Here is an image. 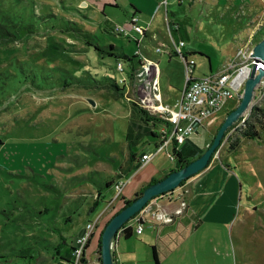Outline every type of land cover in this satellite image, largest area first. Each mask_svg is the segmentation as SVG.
<instances>
[{
    "label": "rangeland",
    "instance_id": "rangeland-1",
    "mask_svg": "<svg viewBox=\"0 0 264 264\" xmlns=\"http://www.w3.org/2000/svg\"><path fill=\"white\" fill-rule=\"evenodd\" d=\"M111 1L0 0V20L7 24L2 14L30 17L33 11L42 15L34 18L35 33L23 30L21 36L0 41V73L17 71L24 79L20 66L24 63V70L31 76L28 83H18L6 95H0V264H50L51 260L43 262L42 257L52 255L60 240L57 228L63 235L73 231L59 221L62 213L73 210L79 201L88 210L92 208V199L86 202L90 194L85 188L92 183L85 177L112 173L114 163L135 154L129 135L135 137L151 127L135 107L148 110L141 97L147 94L154 71L143 79L138 74L142 64L131 71L126 59L102 55L94 45L113 43L119 55L129 56L144 55L146 47L161 61L160 89L166 102L169 89L172 99L187 77L181 55L157 51L164 42L166 49L173 47L171 34L177 41L184 38V50H196L189 55V59L196 60L194 75L209 72L210 67L214 71L223 69L237 54L236 41L239 48L252 49L264 37V0H170L169 17L162 0ZM135 6L140 8L139 23L148 28L144 35L130 22ZM50 12L54 14H45ZM174 22L180 24L179 29ZM116 25L131 27V34L115 31ZM75 28L92 35L87 37ZM135 37L141 39L140 46ZM139 48L141 54L137 53ZM119 59L130 75L117 70ZM133 60L137 62V56ZM123 75L126 81L122 83ZM110 77L120 82L122 97L113 94ZM263 90L264 78L251 107L258 101L262 103ZM240 100L227 102L204 119L200 130L208 144L204 142L194 156L208 148L225 116ZM249 110L241 117L246 119ZM244 118L226 131L218 150L221 155L216 153L194 177L202 173L215 176L229 171L226 163L232 166L230 171L239 189L234 228L243 239L247 263L264 264V131H260L259 140H243L233 152L227 149L229 137L241 135ZM186 145L189 146L179 145L178 150L183 151ZM159 156L151 168L176 165L165 151ZM146 170L134 173L138 175L133 176L129 188L138 186ZM116 190L112 188L110 193H118ZM83 191L84 195H80ZM104 208V203L99 205L92 220L100 217ZM109 209L111 206L104 212ZM238 258L241 259L240 250Z\"/></svg>",
    "mask_w": 264,
    "mask_h": 264
},
{
    "label": "crops",
    "instance_id": "crops-1",
    "mask_svg": "<svg viewBox=\"0 0 264 264\" xmlns=\"http://www.w3.org/2000/svg\"><path fill=\"white\" fill-rule=\"evenodd\" d=\"M136 7L140 10L139 6ZM153 17L154 15L152 18ZM148 32L151 33L152 31ZM236 47L238 50L239 47L237 41ZM147 50L148 49L145 47L143 50L144 55L152 60L158 61L160 68L161 61L159 59L157 60L156 57ZM185 52L190 55L196 52V50L189 47L186 48ZM231 57L233 56H230V58ZM210 72L217 71L212 70L210 67V71L203 74ZM203 74H198L196 76H201ZM183 87H181L177 93L172 94L175 95L172 99L169 97L170 89L168 88V94L165 96L166 103H175L177 99H179ZM138 115L140 114L138 113ZM150 123L151 127L149 130L153 132L157 130L159 132L164 127V125H162V127H155L152 122ZM202 127L203 125L198 127L197 131L185 141V143L189 144L191 148L186 145L183 151L180 149L184 157L194 156L195 153L199 151V147H203V143H206L203 132L200 130ZM158 140L159 138L156 136H152L151 138L150 136L142 137L141 135L131 137L130 134L128 142H130L131 147L135 152L133 157L125 156L126 158L118 163L116 160H113V163L115 161L117 164L114 163L115 168L110 174L99 173V177L97 178L96 176L85 177L86 179H90L92 183V186L85 187L88 188L87 193L90 194L86 202L91 198L92 201L91 204H89V207L91 206L92 208L88 210V206H85L83 201H79L82 214L72 220L71 218L66 217L64 219L66 223H64L63 227L68 225L73 230L71 233L65 235L67 237L69 236L68 239L70 241H73L78 233L82 231L86 223L92 220L91 215L95 209L102 203L105 204V208L99 214L101 215L103 213L101 215V221L98 223L99 226L86 249V264H103L100 246L101 232L109 219L121 209L123 200L135 198L140 194L141 189L148 185L152 179L163 178L171 171V169L176 167V165L169 167L157 163L158 165H161L160 168H151V165L154 164V160L160 157L159 155L146 165L140 164L139 160L142 153L152 150ZM217 153H220V151ZM125 154L127 155V153ZM214 156H216V154ZM133 165H135V168H132L130 171V167ZM226 167L229 171L220 172L215 174V176H213V174L207 175V173H202L200 176L192 177L188 180L190 185V193L187 198L189 207L185 214L178 217L174 222L162 224L148 220L143 224V231L138 233L137 229L139 228L140 222L135 219L129 221V224L133 226L132 236L125 237L120 232V235L114 243L113 251L116 263L154 264L152 250V247L154 246L159 257V264H251L247 263L249 262V258L243 253V239L234 228L238 210V181L235 174L230 171V167L232 166L229 163H226ZM121 169L126 170L125 172L127 173V177H124V179L118 177ZM127 169L130 172H128ZM144 169L147 170L141 178H139L140 181L138 186L129 188L134 177L138 175L137 173L139 171L142 172ZM136 171L137 173L134 174ZM111 178H116V183L122 179L126 183L121 196L117 198V192L114 194L110 193L112 188H116V183L108 188H104L102 185L107 179ZM83 184L84 183H81L80 185L83 186ZM80 195H84V191L83 194ZM112 200L114 201L111 205V209L104 212ZM93 202L94 204H92ZM163 205L169 208L173 207L172 203L168 202L167 199L163 200ZM75 206L77 205L75 204ZM246 207L250 209V206ZM59 221L62 222L63 220ZM239 250L241 251V259L238 258ZM59 255L60 257L63 256L64 258H67L70 254L61 251ZM60 257H55L52 254L42 257V260L43 262L45 260H51L50 264H56L55 262L65 264L66 260H63Z\"/></svg>",
    "mask_w": 264,
    "mask_h": 264
},
{
    "label": "built area",
    "instance_id": "built-area-1",
    "mask_svg": "<svg viewBox=\"0 0 264 264\" xmlns=\"http://www.w3.org/2000/svg\"><path fill=\"white\" fill-rule=\"evenodd\" d=\"M169 1L162 0V4L166 10L168 9ZM175 1L183 2L184 0ZM132 20L136 21L133 24L134 28L144 35L148 28L138 23V17L135 16ZM115 31L129 34L128 29L120 25L115 26ZM171 44L173 47L171 46L170 50L165 48L167 44L164 42L161 46L157 47V51L169 54L175 53L181 55L182 58H187L186 83L181 90L179 99L174 104L164 101L160 89L159 62L145 55H140L143 60V69L141 68L138 74L144 77L143 79H148L145 77H148V74L154 71V79L151 86H149L147 94L141 97L142 105H147L146 107L151 114H156L168 122L160 130L163 134H161L162 136L153 149L142 153L140 157L141 165L151 162L162 151H165L172 161H176L175 150H178L179 145L185 143L197 131V128L203 125L205 118L213 112L220 110L227 102L241 99L245 82L251 74L254 63L251 56L252 49L239 48L235 57L229 59L223 69L196 76L193 74L195 71V59H189L183 50L186 42L183 39L177 41L171 34ZM140 48L137 50V53L141 54ZM118 68L123 69L122 62L118 63ZM123 81L125 82L126 79L124 78ZM257 90L258 86L255 98L259 96ZM244 121L245 118L243 119ZM125 184V181H120L115 185L118 191L116 197L122 193ZM189 193L190 185L186 181L175 189L154 197L133 217V219L140 222L137 232L141 233L143 231L145 221L151 220L162 224L172 223L178 217L184 215L189 207L187 199ZM165 199L172 203L173 207L164 206L163 200ZM112 204L113 200L110 201L108 207ZM100 218L101 215L96 220L87 222L82 231L78 233L75 237L72 257L65 264H86V249L98 227Z\"/></svg>",
    "mask_w": 264,
    "mask_h": 264
},
{
    "label": "trees",
    "instance_id": "trees-1",
    "mask_svg": "<svg viewBox=\"0 0 264 264\" xmlns=\"http://www.w3.org/2000/svg\"><path fill=\"white\" fill-rule=\"evenodd\" d=\"M110 3H116V2H115V0H112ZM107 4H108V2L105 3V5H107ZM103 11H104V9H103ZM166 11H167V16L166 17H169V13H170L169 9H167ZM2 12H6V11L2 10ZM45 14L51 16L54 13L50 12V13H45ZM138 14H139V10L135 6V11L130 16V22L132 23V25L134 23H136V21H133L132 20L133 17H135V16L138 17V23H139V15ZM2 16H5V18L7 19L8 24L5 23L4 21L2 22L0 20V41H2V40H12V39L18 37L19 35L21 36V35H23L22 34L23 33V30H28V31L33 32V33H35V31H36L37 25H35V23H34V18L36 16H39L38 13H34L32 11L30 17H25L24 15H17V14L16 15H10V14H6V13L5 14H2ZM39 17L42 18V15H40ZM174 25H177L178 26V29L180 28V24L179 23L174 22ZM124 26L128 29L129 34H131L130 33L131 32V30H130L131 27H129L127 25H124ZM75 29L78 32L83 33L87 37H90L92 35L89 31H85V30L77 29V28H75ZM129 34H125V35H129ZM140 40H141L140 38H137V40H136V42H137L138 45H139ZM94 48L97 51H99L100 54H102V55H116V56H119L120 58L126 59L127 65L129 66V70H131V71L134 70V68L137 67L138 65H141L142 62H143V60L140 57V55H137V54H135L133 56L126 55L125 53H123L122 55H119L117 53L118 47L115 44H113V43L108 44L106 46H101L99 43H97L96 45H94ZM184 52H185V50H184ZM185 54H186V52H185ZM136 56H137V60L138 61L137 62H134L133 58L136 57ZM186 56L189 57L188 54H186ZM119 62H122L121 59L118 60V63ZM20 66H21L22 70L25 73L24 79H23L22 76H20V73L18 75L17 71L12 72L10 70L8 73H6L4 71L0 73V95H6L7 91L10 88L13 89L14 86L17 85L18 83H28L29 82V77H31V76H30V74H27L26 73V70H24V67H25L24 66V63H20ZM117 66H118V64H117ZM195 66H196V60H195ZM29 68H31V66ZM117 70L120 71V72H123L125 74L129 73V75H130L129 70L126 71V68L124 67V64H123V69H119L118 68ZM29 71H31L33 73V69L32 70L29 69ZM109 80H110V82L113 81V87H114L113 88V94L116 97H122L121 94L124 91H121L122 89L119 86L120 82L118 80H116V79L111 78V77H110ZM123 80H124V75H123V77H121V82L122 83L124 82ZM31 84L34 85V86H36L35 85L36 84L35 81H31ZM118 87H120V88H118ZM263 92H264V90H263ZM256 98H255V100H256ZM262 99H263L262 100V103L258 101L256 104H253V106L249 110L248 116L246 117L243 125L239 129V133L241 135H239V134L236 133L234 136H230L229 137V139H228V146H227V149L229 151L233 152V151H236L237 149H239V147L241 145V142L243 140H246V139L247 140H259L260 139V131H264V94L262 96ZM135 103L136 102L134 101L133 104L135 105ZM135 110H137V112L140 114V116L143 119H146L147 121L152 122L155 127L156 126H161L162 127V125L165 126V125L168 124V122L166 120L162 119L161 117H158L156 114H151L148 110L143 109L142 107H135ZM231 110H229V111H231ZM241 118H244V117H240V119ZM161 134H163L161 131L158 132V130H157V131L153 132V131H150L149 130L146 133L138 132L137 135H141L142 137L143 136H150V138L152 136H156L157 138H160L162 136ZM202 152L198 153L197 156H199ZM175 153H176V156H177V159H176V167L173 168V169H171V171H173V170H175V169H177V168H179L181 166H184V165L188 164L189 162H191L193 159H195L197 157V156L184 157L182 151H179V150H175ZM131 157H133V155ZM132 168H135V165H133L132 167H130V171L132 170ZM125 171L126 170L121 169L118 177L119 178H123V179H124V177H127V173ZM127 171H128V169H127ZM130 171H128V172H130ZM192 177H194V175L191 176V177H189L188 179L184 180L183 183L186 182V181H188ZM123 179L120 180V181H124ZM157 180H158L157 178H154V179H152L150 181V183L155 182ZM116 181H117L116 178L107 179L104 182V184H102V185H103L104 188H108L109 186H112L113 184H115ZM145 187H143L141 189L140 193L143 191V189ZM133 199L134 198L124 199L123 200V205H122L121 209L126 204H129ZM76 205L77 206H75L74 209L71 210V211H69L68 213L67 212H63L62 215H61V219H59V220H63L65 222L64 219L66 217L67 218L69 217L72 220V219L77 218V216L81 215L82 214V212H81L82 209H80L79 202ZM40 212H42V211H40ZM100 221H101V218H100ZM57 222H59V221H57ZM57 230L60 231L61 234L59 236H61V238H60V240H58L56 242V247L52 249V254L55 257L56 256L60 257L59 254H60L61 251L67 252V254H70L69 257H67V258L65 257L64 258L62 256L60 258H62L63 260H66V261L67 260H70V258L72 257L73 245H74L75 238H74L73 241H70L68 239L69 236L67 237V236L63 235L62 229L60 227H58ZM102 232H103V230H102ZM102 232H101V235H102ZM121 233L125 237H131L132 234H133V226L131 224H129V222L126 223V225L123 226V228L121 230ZM44 239H46L47 241H50L51 240V239H48V238H44ZM152 250H153V255H154L153 256L154 264H159L160 261H159V257H158V254H157V250H156V248L154 246L152 247ZM47 251H49V250L47 249Z\"/></svg>",
    "mask_w": 264,
    "mask_h": 264
},
{
    "label": "water",
    "instance_id": "water-1",
    "mask_svg": "<svg viewBox=\"0 0 264 264\" xmlns=\"http://www.w3.org/2000/svg\"><path fill=\"white\" fill-rule=\"evenodd\" d=\"M83 4L87 3L84 2ZM251 56L254 63L251 74L245 82L241 100L234 109L227 113L208 148L188 164L169 172L155 182L149 183L129 204H126L109 219L101 237L100 246L103 264H117L113 251L114 243L120 235L123 226L131 221L154 197L175 189L184 180L206 168L221 147L226 131L251 109L257 86L264 78V37L252 47ZM183 59L187 65V58ZM89 101L93 105L96 104L92 98Z\"/></svg>",
    "mask_w": 264,
    "mask_h": 264
}]
</instances>
